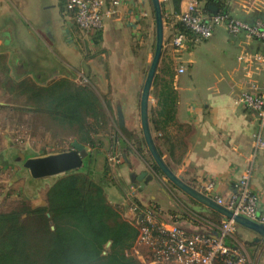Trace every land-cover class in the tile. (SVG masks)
<instances>
[{
    "label": "crops",
    "instance_id": "1",
    "mask_svg": "<svg viewBox=\"0 0 264 264\" xmlns=\"http://www.w3.org/2000/svg\"><path fill=\"white\" fill-rule=\"evenodd\" d=\"M114 1L116 4H113ZM70 2L0 0V56H5L8 66H27L29 62L41 73L64 74L77 62L81 65L88 62L87 65H90L92 60L86 56L88 47L99 49V55L104 60L108 59V65L119 56V52L122 57L131 58L133 40L138 39L141 30L148 25L146 0H105V11L109 12V16L104 18L102 29L89 36L81 34L73 25ZM181 6L182 0L179 10ZM242 6L243 0H211L204 5V9L210 13L222 9L249 23L259 16L264 18L263 9H242ZM162 9L164 19L176 16H171L170 0ZM51 11L54 19L48 20ZM40 44L41 47L49 46L55 55V64L47 63L41 54ZM242 52L264 54V44L246 39L243 34L230 36L224 28L217 27L210 39L192 43L185 52L176 54L175 72L178 66H183L185 70L181 74L176 72L173 79V88L177 93L175 121L165 130L163 138H160L162 132H153L152 137L170 171L197 191H200V182L204 178L216 180V194L224 200H228L234 192V185L243 172L252 166L249 184L259 196L258 214L264 219V148L255 147L257 136L264 141V131L259 129L250 111L235 103L243 90L240 83L242 73L237 61ZM255 78L263 82L264 71ZM129 81L126 87L133 89L134 75H129ZM123 92L115 107L121 110L122 122L118 124L116 139L110 144L121 151L124 160V168H120L122 181L124 185H130L132 191L118 188L115 196H120L119 200L116 197L109 201L104 193L105 186L101 192L106 202L111 206H126L124 216L133 222L136 216L128 210V194L132 193L135 197L132 200L136 199L142 209L148 204L160 209L162 220L167 223L179 225L190 232L218 234L221 220L214 211L197 203L172 184L173 188H160L166 180L157 176L159 174L142 152L144 139L135 105L137 95L135 90L128 91L127 95ZM146 188L158 189L164 197L150 196L147 204L143 200ZM137 219L140 220V215ZM225 244L244 253L249 264H264V242L254 232L238 226L236 235L228 238Z\"/></svg>",
    "mask_w": 264,
    "mask_h": 264
},
{
    "label": "trees",
    "instance_id": "2",
    "mask_svg": "<svg viewBox=\"0 0 264 264\" xmlns=\"http://www.w3.org/2000/svg\"><path fill=\"white\" fill-rule=\"evenodd\" d=\"M180 2L170 0L172 17L179 13ZM258 19L264 20L262 16ZM164 22L168 26L173 19ZM6 73V66L0 64V75L5 78ZM23 84L17 88L25 87L27 101L34 111L47 116L56 127L74 133L76 143L89 147L91 152L81 169L53 177L45 206L31 209L23 200L16 208L0 212V264H140L127 256L138 235V219L125 220L126 206L106 202L101 189L107 186L108 168L104 163L101 170L95 169L101 156V141L96 139L95 127L105 117L99 111L97 98L89 88L66 79L44 87ZM151 94L155 104L148 111L150 129L162 132L163 138L176 115L177 93L172 78L164 81L156 74ZM152 167L161 174L154 163ZM41 181L29 177L26 183L34 191ZM133 201L140 206L136 199ZM215 215L219 221L222 219Z\"/></svg>",
    "mask_w": 264,
    "mask_h": 264
},
{
    "label": "rangeland",
    "instance_id": "3",
    "mask_svg": "<svg viewBox=\"0 0 264 264\" xmlns=\"http://www.w3.org/2000/svg\"><path fill=\"white\" fill-rule=\"evenodd\" d=\"M145 4L148 10V15L146 14L147 16L145 17L148 20V25L141 30L138 39L133 40L130 49L131 58L122 57V53L119 52L117 54V56H119L112 59L111 62L109 61L111 65H108V59L106 58L104 60L103 57L99 55L101 54L99 49L94 50L88 47L86 56L90 57L92 60L91 63H89L90 65H87L88 62L85 63V65H81L77 62L73 68L69 69L68 73L54 74L52 72L50 74L51 71L41 73L39 70H35L34 64L29 62L26 65L30 69L25 68L26 72H17L18 67L13 65L8 66L5 56H0V64L5 65L7 69L5 78L3 75H0V212H6L16 208L23 200L26 201L31 209L45 206L47 189L54 182L53 177L55 176L38 179L42 180L40 186L34 191H30L31 188L26 183L27 179L30 177L29 173L22 167L21 162L16 160L18 156L17 153L22 152L24 155L42 157L49 154L69 151L72 149L73 144L76 143L75 138H77L76 135L67 128L56 127L50 122L47 116L35 112L27 101L28 94L25 89L23 90V88H25L23 85L44 87L53 82L66 79L76 86L89 88L100 104L99 111L105 116L101 118L100 125L95 127L98 130L96 139L101 141V147L98 149L101 156L98 157L99 159L95 164V169L101 170L104 163L108 168V177L106 179L107 186L106 188L103 187L104 193L107 200L113 201L116 197H118L116 198L118 200L120 198V196H115L118 192V188L122 190L125 189V191H132L131 186L127 185V183L124 185L122 181L123 174L120 172V168H124V160L122 159L121 151L119 148L115 150L110 142L112 143V140L116 139L118 132V107H115L123 91V95H127L128 91L133 90L134 92L135 90L137 95L135 105L139 113L141 90L154 54V14L150 0H146ZM161 6L163 7V4ZM47 19H54V13L52 11L51 16H48ZM163 24L165 27V22H163ZM171 36L172 30L164 28L163 50L156 74L164 81H168L172 78L173 86V79L176 73V54L169 46ZM84 43L89 46L87 42ZM41 46L40 44L39 47ZM37 50H33L34 53H36ZM41 50L43 51L41 54L45 56V60L49 65L56 63L55 55L48 45L41 47ZM130 74L134 75L135 84L133 83V89L126 87L130 84ZM22 83H24L22 85L23 88H17V86ZM154 104L155 100L152 98L150 91L148 111ZM102 122H104L103 125ZM151 134H153L152 130ZM99 143L97 144L98 146ZM141 146L143 148L142 152H145V156L147 157L146 159L153 164L144 140ZM85 148L89 153L91 152L89 147L85 146ZM10 165L13 166V169L8 168ZM157 176L166 180L165 185L160 186V188L163 189L166 186L167 188L172 187L171 183L162 174ZM124 178L126 179L125 175ZM144 192L143 200L145 199L147 204L150 202V196L161 195V197H164L162 193H158V189L153 191L152 189L146 188ZM111 193L114 195L111 196ZM33 194H36L34 198H32ZM133 197L134 195L132 193L128 194L129 203ZM147 206H149V204ZM123 218L127 220L125 216ZM135 219L136 217L134 221ZM235 235L236 233L231 237ZM107 247L109 246L106 245V248ZM133 249L134 245L132 249L127 252V256L136 260L138 255ZM136 250L138 251L137 253L144 258L146 250L139 246L136 247Z\"/></svg>",
    "mask_w": 264,
    "mask_h": 264
},
{
    "label": "built area",
    "instance_id": "4",
    "mask_svg": "<svg viewBox=\"0 0 264 264\" xmlns=\"http://www.w3.org/2000/svg\"><path fill=\"white\" fill-rule=\"evenodd\" d=\"M70 1L73 25L81 34L89 36L102 29L104 18L109 16V12L105 11V0ZM208 1L211 0H182L181 9L173 22L165 25V29H172L169 46L175 54L185 52L192 43L210 39L217 27L224 28L230 36L243 34L246 39L264 44V20L257 19L249 23L222 9L214 13L207 12L204 5ZM159 2L165 5L168 0ZM113 4H116L115 1ZM243 8L264 10V0H243ZM176 24L179 27L173 29ZM237 61L242 73L240 83L243 90L235 103L250 111L259 129L264 131V81L259 82L255 78L264 71V54L242 52ZM184 70L183 66H178L176 72L181 74ZM255 147L264 148V141L259 136L255 139ZM251 171L252 166L243 172L228 200L216 194V180L210 177L201 180L198 191L233 214L264 224V219L258 214L259 196L249 184ZM128 208L136 219L140 215L133 249L138 255L135 259L140 264H249L244 253L225 244L238 227L232 219L222 217L219 232L213 235L208 232H190L179 225L167 223L162 220L160 209L152 206L142 209L132 199ZM137 246L146 250L144 258L137 253Z\"/></svg>",
    "mask_w": 264,
    "mask_h": 264
},
{
    "label": "water",
    "instance_id": "5",
    "mask_svg": "<svg viewBox=\"0 0 264 264\" xmlns=\"http://www.w3.org/2000/svg\"><path fill=\"white\" fill-rule=\"evenodd\" d=\"M154 14L155 25V50L150 62V66L143 83L139 102V117L140 126L144 143L148 153L158 168L160 173L180 192L187 195L202 206L214 211L221 217L232 219L238 226L246 228L257 234L262 242H264V224L256 223L248 220L240 215H235L223 206L217 205L215 202L201 194L194 188L185 184L178 178L172 171L168 169L164 161L161 159L160 154L154 143L150 125L148 121V104L150 100V91L156 76L158 64L163 50V37H164V24L162 6L159 0H150ZM23 65L17 68V72H26ZM119 123L122 122L121 110L118 108ZM17 161L21 162L22 167L29 173L32 179H43L53 176L65 174L70 171L79 170L83 167L85 159L88 157L89 152L80 144L74 143L69 151H64L56 154H49L42 157H25L22 152L17 153ZM49 217V214H46ZM53 230V226L50 227ZM109 246V243H107Z\"/></svg>",
    "mask_w": 264,
    "mask_h": 264
}]
</instances>
